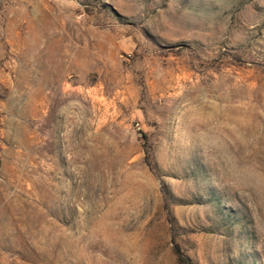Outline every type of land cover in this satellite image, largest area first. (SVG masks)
<instances>
[{"label": "rangeland", "instance_id": "1", "mask_svg": "<svg viewBox=\"0 0 264 264\" xmlns=\"http://www.w3.org/2000/svg\"><path fill=\"white\" fill-rule=\"evenodd\" d=\"M0 264H264V0H0Z\"/></svg>", "mask_w": 264, "mask_h": 264}, {"label": "trees", "instance_id": "2", "mask_svg": "<svg viewBox=\"0 0 264 264\" xmlns=\"http://www.w3.org/2000/svg\"><path fill=\"white\" fill-rule=\"evenodd\" d=\"M174 249H175V253L177 254V256H179V258L180 257L182 258L183 255H182V251H181L179 245H175V248Z\"/></svg>", "mask_w": 264, "mask_h": 264}]
</instances>
